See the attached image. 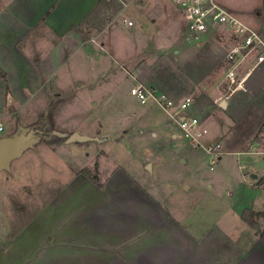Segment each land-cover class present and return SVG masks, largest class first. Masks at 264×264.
Instances as JSON below:
<instances>
[{
  "label": "rangeland",
  "instance_id": "1",
  "mask_svg": "<svg viewBox=\"0 0 264 264\" xmlns=\"http://www.w3.org/2000/svg\"><path fill=\"white\" fill-rule=\"evenodd\" d=\"M217 1L248 26H253L254 20L256 24L261 21V0ZM160 3L164 16H153L149 8V16L137 20L133 12L137 4L120 1L121 8L108 11L109 16L114 15L99 24L121 32V38L115 39L122 57L118 65L111 66L112 72L107 75L114 78L109 77L108 83H89L110 63L104 54H100L99 63L94 62L95 55L88 51L95 45L89 43L58 51V56L63 57L64 52L67 60H59L52 80L43 81L41 89L27 94L26 100L14 106V99L5 96L6 109L0 110V140L24 139L18 155L0 168V248L7 264H20L21 257L30 255L38 246L36 222H50L53 213L49 206L54 199L64 203L77 198L81 186L72 179L78 174L88 178L85 172L99 182L103 173L121 169L157 194L160 188L161 195L167 184L180 186L182 181H199L208 190L200 209L210 206L217 220H224L230 209L251 204L264 210V186L259 185L264 180V170L249 164V153L258 151L255 143H260L259 148L264 145L260 138L264 125V72L256 70L245 91L232 93L223 81V43L207 36L194 39L174 6L167 0ZM124 20L133 25H125ZM1 72L2 68L0 77ZM129 74L146 88L172 100L192 99V115L207 130L198 148L188 143L172 112L152 102L140 104L131 96L130 89L136 83ZM74 78L88 82L77 84ZM1 80L8 87L7 76L6 81ZM223 101L225 107L221 108ZM40 119L41 129L55 133L52 139L72 133L94 139L64 143L67 149L51 147L30 131ZM211 144L221 146L220 161L206 152ZM260 156L264 154L253 155V159ZM251 173L257 175L256 180ZM74 189L73 198L70 194ZM41 208L45 211L39 218ZM261 222L258 227L251 225L259 237Z\"/></svg>",
  "mask_w": 264,
  "mask_h": 264
},
{
  "label": "crops",
  "instance_id": "2",
  "mask_svg": "<svg viewBox=\"0 0 264 264\" xmlns=\"http://www.w3.org/2000/svg\"><path fill=\"white\" fill-rule=\"evenodd\" d=\"M114 1L117 7L120 1L135 2L133 12L137 20L149 16V8L153 16H164L160 0ZM98 2L0 0V68L7 76L14 106L29 98L27 94L38 92L43 81L52 80L59 60L68 58L64 52L59 57L58 51L68 46L79 48L91 43L95 49L88 53L95 55L94 62H100V54L110 60L104 71L98 72L89 83H108L109 77L114 78L108 75L111 66L118 65L122 57L115 39L121 38L120 30H107L105 25L98 27L96 23L82 27ZM117 16L120 18V13ZM43 17L45 20L41 22ZM253 23L256 24L255 20ZM128 76L141 84L133 74ZM73 81L88 82L79 78ZM192 105L189 115L193 113ZM5 109V85L0 77V110ZM172 137L175 139L176 135ZM63 144L57 148L67 149ZM249 154L252 157L249 164L264 170V156L253 159L258 153ZM246 173L242 171L243 175ZM102 177L97 181L99 186L80 174L73 177L81 186L77 198L72 202L61 203L58 198L51 202L52 218L48 223L42 219L36 222L35 233L40 242L30 255L21 257L20 264H264V240L256 228L242 219L243 211L260 213L264 211L262 207L251 204L243 209H230L224 220H217L210 206L200 209L208 190L199 181H182L180 186L167 184L161 195L160 188L157 194L121 169L116 173L105 172ZM75 191L70 194L73 198ZM176 193L179 201L174 202ZM190 195L191 203L187 202ZM43 208L39 218L45 211ZM260 220L256 221V227L260 226ZM3 252L0 248V264H7Z\"/></svg>",
  "mask_w": 264,
  "mask_h": 264
},
{
  "label": "built area",
  "instance_id": "3",
  "mask_svg": "<svg viewBox=\"0 0 264 264\" xmlns=\"http://www.w3.org/2000/svg\"><path fill=\"white\" fill-rule=\"evenodd\" d=\"M184 20L188 33L194 38L211 37L223 43L224 75L223 81L232 93L246 90L249 77L256 70H264V0H261V21L248 26L238 16L222 6L217 0H167ZM127 26L133 22L124 20ZM131 96L140 104L153 102L165 111L172 112L184 137L193 148H198L207 134L196 116L189 115L192 99L186 97L181 101L172 100L165 94L136 84L130 89ZM261 140L264 142V125L261 128ZM254 153L264 154V145ZM219 144L208 145L205 150L214 159H219ZM214 160L211 161V164ZM264 186V180L261 184Z\"/></svg>",
  "mask_w": 264,
  "mask_h": 264
},
{
  "label": "trees",
  "instance_id": "4",
  "mask_svg": "<svg viewBox=\"0 0 264 264\" xmlns=\"http://www.w3.org/2000/svg\"><path fill=\"white\" fill-rule=\"evenodd\" d=\"M118 9L119 7H117V4L114 0H99L95 8L88 14V16L83 21L82 27L88 26L90 25V23H96L95 24L96 26H100L99 24H102L105 19H108L111 16V15L109 16L108 11L110 10L117 11ZM41 21H43V19ZM1 78L4 81H6V76L4 72H1ZM5 96H7V99L9 98L10 100H12L10 98L12 96L7 86L5 87ZM41 123H42V119L38 120L37 123L31 125L30 131L34 134V136L41 137V139H43L44 141H47L46 143L50 145L51 147H58L67 141L68 137H65L62 139H56V140L54 138L52 139V137L55 136V133L51 130L41 129V125H42ZM85 174H88L87 177L92 182L98 184L96 176L91 177L88 172H85ZM259 218H262L263 220L260 238L264 240V211L260 213H254V212L245 210L242 213V219L246 221L247 223H249L250 225H256V221Z\"/></svg>",
  "mask_w": 264,
  "mask_h": 264
},
{
  "label": "water",
  "instance_id": "5",
  "mask_svg": "<svg viewBox=\"0 0 264 264\" xmlns=\"http://www.w3.org/2000/svg\"><path fill=\"white\" fill-rule=\"evenodd\" d=\"M220 107L221 108L225 107V102L224 101L220 103ZM93 139L94 138L87 137V136H84V135H79L77 133H72L68 137L66 142H74L75 141L77 143H83V142H88V141L93 140ZM5 140H7V139H5ZM8 140H9V143L11 142V144H13V143L14 144L12 146V151L10 153L9 152H7V153L4 152L5 154H3V156H2L3 160H2V166L1 167L5 166L10 160H12L15 156L18 155L19 149H20V147L22 145V142L24 141V139L22 137H18L16 139H8ZM259 163H260V167H263L262 160H260ZM251 177L253 179L257 178L256 175H252Z\"/></svg>",
  "mask_w": 264,
  "mask_h": 264
},
{
  "label": "flooded vegetation",
  "instance_id": "6",
  "mask_svg": "<svg viewBox=\"0 0 264 264\" xmlns=\"http://www.w3.org/2000/svg\"><path fill=\"white\" fill-rule=\"evenodd\" d=\"M13 144H11V142L9 143L8 139L7 140L2 139L0 141V167L2 166V160H3L2 156H3V154H5L7 152L10 153L12 151Z\"/></svg>",
  "mask_w": 264,
  "mask_h": 264
}]
</instances>
